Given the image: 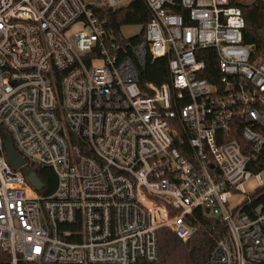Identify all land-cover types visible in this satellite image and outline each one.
Returning <instances> with one entry per match:
<instances>
[{
  "label": "built area",
  "instance_id": "1",
  "mask_svg": "<svg viewBox=\"0 0 264 264\" xmlns=\"http://www.w3.org/2000/svg\"><path fill=\"white\" fill-rule=\"evenodd\" d=\"M131 0H0V249L10 264H154L201 207L226 231L204 264H264V210L228 208L264 147V60L228 0H144L139 38L96 14ZM264 4V0H262ZM148 57L167 81L141 83ZM237 132L239 138L234 136ZM182 133L190 147L174 145ZM50 167L41 194L4 151Z\"/></svg>",
  "mask_w": 264,
  "mask_h": 264
},
{
  "label": "trees",
  "instance_id": "2",
  "mask_svg": "<svg viewBox=\"0 0 264 264\" xmlns=\"http://www.w3.org/2000/svg\"><path fill=\"white\" fill-rule=\"evenodd\" d=\"M230 5L238 6L244 18L242 29L243 43L250 47L252 61L264 60V4L262 0L243 2L228 0ZM96 14L103 20L106 33L120 36V27L125 24H141L142 31L150 20V10L144 0H131L128 4L109 8L100 7ZM141 34V33H140ZM139 35L129 38L134 43ZM168 69L165 57H148L141 68V83L152 81L157 84L167 81ZM239 138L237 132L234 133ZM174 145L182 154L190 151L186 137L179 133ZM254 172L264 169V147L256 159L250 163ZM42 186L41 194L51 193L56 185V176L50 167L34 166ZM257 209L264 210V183L249 192L237 205V210L253 215ZM188 223L196 226L194 235L183 241L167 227L158 230L157 258L154 264H204L207 256L218 239L226 231L225 223L217 216L207 213L203 208H196L187 216ZM0 264H10V254L0 249Z\"/></svg>",
  "mask_w": 264,
  "mask_h": 264
},
{
  "label": "rangeland",
  "instance_id": "3",
  "mask_svg": "<svg viewBox=\"0 0 264 264\" xmlns=\"http://www.w3.org/2000/svg\"><path fill=\"white\" fill-rule=\"evenodd\" d=\"M243 2H249L251 0H240ZM143 26L141 24H125L120 27V35L124 38H131L137 36L141 33ZM262 179H264V171L260 173ZM258 182L254 177L249 178L246 180L242 187L244 189L243 192H235L231 197L228 198V208H233L237 206L241 200L251 191H253L257 186Z\"/></svg>",
  "mask_w": 264,
  "mask_h": 264
},
{
  "label": "water",
  "instance_id": "4",
  "mask_svg": "<svg viewBox=\"0 0 264 264\" xmlns=\"http://www.w3.org/2000/svg\"><path fill=\"white\" fill-rule=\"evenodd\" d=\"M4 151L8 162L13 166V168H21L24 172L28 182L35 188L42 186V182L38 178L35 169H30V166L26 165V160L15 150L11 139L8 134H4L3 139Z\"/></svg>",
  "mask_w": 264,
  "mask_h": 264
}]
</instances>
